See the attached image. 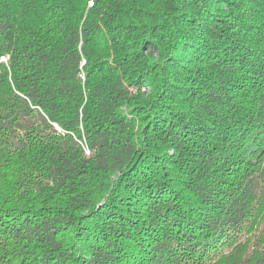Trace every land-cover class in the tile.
Segmentation results:
<instances>
[{
    "label": "trees",
    "instance_id": "obj_1",
    "mask_svg": "<svg viewBox=\"0 0 264 264\" xmlns=\"http://www.w3.org/2000/svg\"><path fill=\"white\" fill-rule=\"evenodd\" d=\"M0 264H264V0H0Z\"/></svg>",
    "mask_w": 264,
    "mask_h": 264
},
{
    "label": "built area",
    "instance_id": "obj_2",
    "mask_svg": "<svg viewBox=\"0 0 264 264\" xmlns=\"http://www.w3.org/2000/svg\"><path fill=\"white\" fill-rule=\"evenodd\" d=\"M56 128L58 131H61V129L59 128V126L57 124H55ZM86 153L89 154L90 150L88 148H86Z\"/></svg>",
    "mask_w": 264,
    "mask_h": 264
}]
</instances>
